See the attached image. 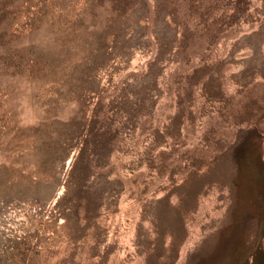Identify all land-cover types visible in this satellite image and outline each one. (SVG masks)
Masks as SVG:
<instances>
[{"label":"rangeland","instance_id":"374dc122","mask_svg":"<svg viewBox=\"0 0 264 264\" xmlns=\"http://www.w3.org/2000/svg\"><path fill=\"white\" fill-rule=\"evenodd\" d=\"M0 264H264V0H0Z\"/></svg>","mask_w":264,"mask_h":264}]
</instances>
